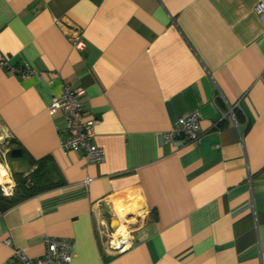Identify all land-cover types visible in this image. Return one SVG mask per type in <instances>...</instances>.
I'll list each match as a JSON object with an SVG mask.
<instances>
[{"label": "crops", "instance_id": "obj_1", "mask_svg": "<svg viewBox=\"0 0 264 264\" xmlns=\"http://www.w3.org/2000/svg\"><path fill=\"white\" fill-rule=\"evenodd\" d=\"M261 2L0 0V61L35 73L0 70V140L22 152L14 174L43 161L61 183L0 203V264L41 257L48 238L72 242L71 264H264ZM63 87L83 91L84 122L99 120L102 163L60 150L64 114L48 107ZM194 112L199 142L165 144ZM117 205L135 209L123 252L106 241Z\"/></svg>", "mask_w": 264, "mask_h": 264}, {"label": "built area", "instance_id": "obj_2", "mask_svg": "<svg viewBox=\"0 0 264 264\" xmlns=\"http://www.w3.org/2000/svg\"><path fill=\"white\" fill-rule=\"evenodd\" d=\"M256 14L264 22V3L256 6ZM73 47L82 51L84 43L80 35L72 38ZM0 70L8 71L19 75L25 79L34 75V71L28 66L16 68L8 64L7 58L0 61ZM82 90H72L63 87L59 96L52 97L48 112L54 115L61 111L64 114L66 137L60 142V150L63 152L80 153L89 163L99 164L105 160L104 150L94 144V129L99 120L93 118L83 121V109L80 104ZM201 115L194 112L186 117H182L174 123L170 131L163 135L165 144L173 145L176 148H183L187 145L197 144L202 136L200 131ZM264 172V169H263ZM8 183H0V191L5 198H12L16 192V183L7 176ZM121 228L114 233H109L106 237L108 247L114 252H123L132 247L133 241L129 236H116ZM112 234V235H111ZM117 237V238H116ZM75 257L72 242L66 239H46L44 241V253L41 257L31 258L23 250H15L12 255V264H71Z\"/></svg>", "mask_w": 264, "mask_h": 264}, {"label": "trees", "instance_id": "obj_3", "mask_svg": "<svg viewBox=\"0 0 264 264\" xmlns=\"http://www.w3.org/2000/svg\"><path fill=\"white\" fill-rule=\"evenodd\" d=\"M34 163L37 169L30 177L23 178L20 174H14L13 178L19 187L17 189L16 185V192L12 198H5L0 194V203L4 209L61 186L60 182L50 180L52 174L45 169L43 161Z\"/></svg>", "mask_w": 264, "mask_h": 264}, {"label": "rangeland", "instance_id": "obj_4", "mask_svg": "<svg viewBox=\"0 0 264 264\" xmlns=\"http://www.w3.org/2000/svg\"><path fill=\"white\" fill-rule=\"evenodd\" d=\"M10 149H11V144H10L9 140L5 139V138H2L0 140V164H2L7 169L8 177L13 179V181L16 183L17 189H18L19 186H18L17 182L13 178L14 170L10 167V162H9V158H8V152L10 151ZM128 210L135 211L134 208H125L124 206H120V205L119 206L117 205L115 207V209H114L115 216L120 218V220L122 221L121 231L116 234L117 237L120 236V235H122L124 237L128 236V232L130 231L129 230V222H127L125 220L126 219V215H127L125 213Z\"/></svg>", "mask_w": 264, "mask_h": 264}, {"label": "water", "instance_id": "obj_5", "mask_svg": "<svg viewBox=\"0 0 264 264\" xmlns=\"http://www.w3.org/2000/svg\"><path fill=\"white\" fill-rule=\"evenodd\" d=\"M8 157L10 160H20L22 159V152L19 149H14L11 152H9Z\"/></svg>", "mask_w": 264, "mask_h": 264}, {"label": "bare ground", "instance_id": "obj_6", "mask_svg": "<svg viewBox=\"0 0 264 264\" xmlns=\"http://www.w3.org/2000/svg\"><path fill=\"white\" fill-rule=\"evenodd\" d=\"M7 170V169H6ZM4 169V167L0 164V183H8L7 181V171Z\"/></svg>", "mask_w": 264, "mask_h": 264}]
</instances>
